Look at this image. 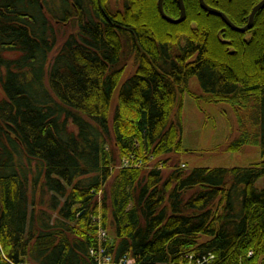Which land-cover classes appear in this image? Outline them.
I'll return each instance as SVG.
<instances>
[{
    "label": "trees",
    "instance_id": "16d2710c",
    "mask_svg": "<svg viewBox=\"0 0 264 264\" xmlns=\"http://www.w3.org/2000/svg\"><path fill=\"white\" fill-rule=\"evenodd\" d=\"M123 1L0 0V246L14 263L91 264L104 228L136 264H264V8L240 32L200 0H184L177 24L158 0ZM205 1L244 26L261 0ZM164 9L181 15L178 0ZM187 93L229 106L239 135L227 150L257 146L262 159L183 168L172 155L188 150Z\"/></svg>",
    "mask_w": 264,
    "mask_h": 264
},
{
    "label": "rangeland",
    "instance_id": "374dc122",
    "mask_svg": "<svg viewBox=\"0 0 264 264\" xmlns=\"http://www.w3.org/2000/svg\"><path fill=\"white\" fill-rule=\"evenodd\" d=\"M107 4L111 10L122 9L124 7L123 0H108ZM75 32L76 28L72 21L62 28V32H60L61 35L59 34V44L51 53V59L56 55L58 47L65 40V38L71 34H74ZM134 60L135 59H133L130 55V58L127 62L128 65L126 72L119 84L117 91L115 92L112 109L116 104L118 93L122 84L128 78V76L133 74L136 70V64ZM190 89L192 92L194 91L196 93L202 94L199 80L196 77L192 79ZM183 119V145L188 150L180 155H172V157L179 159L182 167L186 170L199 167H247L262 159L261 149L257 146H247L240 152H230L227 150V147L231 141H233L239 135L237 119L229 106L221 104H209L203 101L197 105L195 98L191 97L187 93L184 96ZM130 160L132 161V158ZM136 160L137 159L134 161ZM158 161V159L154 161L151 159L150 163H148L145 168L148 169L151 167H158ZM160 166L161 163L159 165V169H164V167L161 168ZM263 182L264 179H260L257 183L258 187H262ZM35 192H37L36 189ZM46 200H48V195L46 196ZM44 206L46 207V205H40L37 203L36 210H45ZM204 239L205 237H202V241Z\"/></svg>",
    "mask_w": 264,
    "mask_h": 264
},
{
    "label": "built area",
    "instance_id": "2783aa9c",
    "mask_svg": "<svg viewBox=\"0 0 264 264\" xmlns=\"http://www.w3.org/2000/svg\"><path fill=\"white\" fill-rule=\"evenodd\" d=\"M111 241L108 229L101 228L97 234V244L90 247L89 257L91 264H136L135 258L130 254H124L117 256L115 252L110 251L108 244ZM250 254H252L250 252ZM190 258L188 263L183 264H214L215 255H203L202 257H197L196 261L195 255H188ZM33 264L29 261H22L19 263L12 262L6 255L3 248L0 246V264Z\"/></svg>",
    "mask_w": 264,
    "mask_h": 264
},
{
    "label": "water",
    "instance_id": "95a60500",
    "mask_svg": "<svg viewBox=\"0 0 264 264\" xmlns=\"http://www.w3.org/2000/svg\"><path fill=\"white\" fill-rule=\"evenodd\" d=\"M164 1H165V0H158V9H159V12H160V14L162 15V17H163L164 19H166L167 21H169V22H171V23H175V24H177V23H181L182 21L185 20V18H186V7H185V2H184V0H178L179 6H180V9H181V15H180V17H178V18H174V17H172V16H169V15L165 12V9H164ZM200 4H201V7H202L203 9H205L206 11L211 12V13H213V14H215V15L220 16V17L225 21V23H226L228 26H230L232 29H234V30H236V31H240V32H246V31H248L249 29H251V28L253 27V23H254V19H255V15H256V13H257L260 9L264 8V0H261V1H260L257 5H255L254 8L252 9V12H251V14H250V17H249V21H248V23H247L246 25H244V26H238V25H236V24H235V23H234V22L228 17V15H227L225 12H223V11H221V10L215 8V7H212V6L208 5V4L206 3L205 0H200ZM118 26L130 30L129 27H124V26H121V25H118ZM135 37H136V36H135ZM137 43H138V42H137Z\"/></svg>",
    "mask_w": 264,
    "mask_h": 264
}]
</instances>
